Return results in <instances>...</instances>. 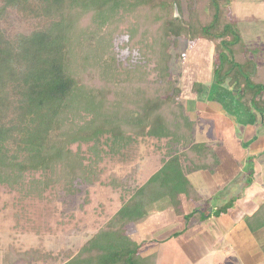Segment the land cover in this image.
<instances>
[{
  "label": "trees",
  "instance_id": "16d2710c",
  "mask_svg": "<svg viewBox=\"0 0 264 264\" xmlns=\"http://www.w3.org/2000/svg\"><path fill=\"white\" fill-rule=\"evenodd\" d=\"M231 6L232 0H3L0 21L13 7L44 23L11 38L0 26V185L33 196L49 188L72 193L100 179L106 155L121 154L136 138H168L163 165L118 209V226L145 214L147 195L149 204L160 195L176 203L188 189L179 159L198 169L214 158L208 147L192 145L193 122L173 96L169 65L178 39L213 42L214 84L229 81L230 94L248 111L264 110V66L250 58ZM137 46L136 61L119 55ZM149 60L154 81L142 71ZM110 183L119 184L115 174ZM151 183L169 189L149 191ZM138 246L121 231H100L62 264H155ZM39 258L38 251L9 248L4 264Z\"/></svg>",
  "mask_w": 264,
  "mask_h": 264
},
{
  "label": "rangeland",
  "instance_id": "374dc122",
  "mask_svg": "<svg viewBox=\"0 0 264 264\" xmlns=\"http://www.w3.org/2000/svg\"><path fill=\"white\" fill-rule=\"evenodd\" d=\"M2 1L0 0V6ZM254 1L258 2V0H232L229 13L237 20L240 30L242 28V25H239L240 23L250 22L253 13L250 15L249 10L252 7L260 13H254L256 16H264V5H260L258 8L257 3H251ZM175 8L176 6H174V14L177 17L179 13L177 8V12H175ZM183 17H188L186 11H183ZM43 23L42 16L24 13L11 7L3 13L0 26L5 36L11 38L18 33L28 34ZM260 28L264 29L263 26H260ZM251 36L253 35L244 34L247 42L248 37ZM126 38V35L120 36L115 44L118 45ZM252 41H256L255 36H253ZM177 42L176 48L171 49L169 79L171 86L175 89L173 96L176 97V100L185 110L187 104L189 103L192 107L191 101L195 100L192 83L203 81L204 85L208 86L212 81L213 69L216 64V45L203 37L194 40H186L180 37ZM257 43L259 44L258 41ZM143 50L145 51V48ZM119 55L123 59L129 55L132 57L133 62L140 56L138 46L131 51L122 48L119 50ZM147 62L146 64L142 63V71L146 74L147 80L154 81L157 74L155 62L153 60ZM222 82L226 87L233 89L229 81L223 79ZM198 85V83H195L196 87ZM191 86L193 87L191 88ZM202 96L199 95L197 100L204 101ZM233 98L238 99L244 106H247L239 95L234 94ZM208 104L212 105L214 103ZM184 113L186 114V110ZM188 113L190 114V112ZM187 117L189 116L187 115ZM255 117L258 120V116ZM206 118L211 121L214 119L217 127L218 123H222V118L218 122V117L213 114ZM193 122L202 124L198 117L195 120L193 119ZM241 123L237 120V125H241ZM257 123L259 122L257 121ZM205 124L208 123L205 122ZM209 124L210 128L206 127L204 136L214 148L218 139H213L216 132L213 130L211 122ZM252 127L256 128V124L250 123L249 129L251 130ZM241 132L240 127L234 129L235 154L237 146L243 142L242 139L248 137V134L245 135ZM169 142L171 143L168 138L157 139L147 136L136 138L122 150L121 154L106 155L104 157V160L99 164L102 174L98 181L89 185H80L77 191L72 193L59 190L55 192L52 188H49L40 196H33L26 195L25 190L21 191L20 187L9 188L6 185H0V264L5 263L4 257L9 248H14L16 252L38 251L39 259L30 261L21 259L17 261V264H62L67 258L75 255L94 234L111 230L121 231L122 233L123 230H126V227L121 228L122 224L118 226L121 223L118 216H116L118 209L126 200L130 199L137 187L161 165V160L165 158L170 145ZM71 147L73 150L77 148L76 144ZM85 148L87 146L82 145V149ZM240 153L243 155L242 157L246 156L245 152ZM229 156L231 158L235 157ZM111 174L116 175L119 183L116 187L110 183ZM38 175L39 172L37 171L35 176ZM146 188L149 191L155 190L156 193H162V191L169 189V186L158 190V187L154 188L153 183H151ZM227 193L229 191L227 192V189H225L222 193H219L220 196L218 197L226 202ZM164 198L160 195V201L149 204L150 195H147L144 198V208L148 209L151 205L165 204L166 201L162 202ZM223 200L219 199V202L223 204ZM216 235H218V232ZM170 246L174 247L171 248ZM46 253H49L51 257L44 259L42 255ZM160 264H222V262L205 259L196 260L192 263L184 250L171 240L164 249Z\"/></svg>",
  "mask_w": 264,
  "mask_h": 264
},
{
  "label": "crops",
  "instance_id": "0c3cea01",
  "mask_svg": "<svg viewBox=\"0 0 264 264\" xmlns=\"http://www.w3.org/2000/svg\"><path fill=\"white\" fill-rule=\"evenodd\" d=\"M251 3H257L259 8L264 5V0ZM249 12L250 15L253 13L250 22L239 24L242 25V40L254 63L264 66V29L260 28L264 27V16H256L254 13H260L253 7ZM244 34L255 36L256 41H252L251 36L247 42ZM195 83L200 84L201 89H194L195 100L191 101L192 107L187 104L185 115L192 122L198 117L202 124L193 122L192 145L208 147L214 158L205 157V167L194 169L189 159L181 157L179 163L188 189L176 194V203L164 198L165 204L145 208V214L125 224L126 230L122 233L139 245L141 257H153L155 264H160L171 240L184 250L192 263L209 259L222 264H264V110L262 113H255L253 109L248 111L241 101L233 98L226 86L215 85L213 76L208 86L203 81ZM195 83H192L194 87ZM199 95H203L204 101L197 100ZM212 102L214 104H208ZM211 114L218 117V122L222 118L218 127L214 119L206 118ZM252 114L258 116V120ZM237 120L242 122L241 125H237ZM208 121L216 132L213 139H218L214 148L204 136L206 127L210 128ZM248 123H255L256 128L250 130ZM238 127L248 137L242 139L235 154L234 129ZM240 152H245L246 156L242 157ZM162 165L163 159L141 185ZM156 187L161 188L154 185ZM225 189L229 191L226 202L218 197Z\"/></svg>",
  "mask_w": 264,
  "mask_h": 264
},
{
  "label": "water",
  "instance_id": "95a60500",
  "mask_svg": "<svg viewBox=\"0 0 264 264\" xmlns=\"http://www.w3.org/2000/svg\"><path fill=\"white\" fill-rule=\"evenodd\" d=\"M175 12H177L176 8H175Z\"/></svg>",
  "mask_w": 264,
  "mask_h": 264
}]
</instances>
